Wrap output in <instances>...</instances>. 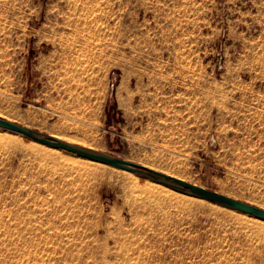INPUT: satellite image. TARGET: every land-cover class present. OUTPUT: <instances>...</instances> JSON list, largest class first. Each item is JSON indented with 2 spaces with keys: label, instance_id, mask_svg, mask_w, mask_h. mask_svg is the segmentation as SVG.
I'll list each match as a JSON object with an SVG mask.
<instances>
[{
  "label": "rangeland",
  "instance_id": "374dc122",
  "mask_svg": "<svg viewBox=\"0 0 264 264\" xmlns=\"http://www.w3.org/2000/svg\"><path fill=\"white\" fill-rule=\"evenodd\" d=\"M73 4L0 0V117L264 208V0ZM3 133L0 264H264L253 216Z\"/></svg>",
  "mask_w": 264,
  "mask_h": 264
},
{
  "label": "water",
  "instance_id": "95a60500",
  "mask_svg": "<svg viewBox=\"0 0 264 264\" xmlns=\"http://www.w3.org/2000/svg\"><path fill=\"white\" fill-rule=\"evenodd\" d=\"M0 128L22 134L34 141L50 147L66 150L90 160L102 162L118 169L130 171L137 176L161 183L181 193L202 198L220 206L240 211L250 216L264 220L263 207L248 203L216 190L191 183L182 178L170 175L154 168L129 161L112 153L73 143L58 138L52 134L39 131L37 129L10 121L2 117H0Z\"/></svg>",
  "mask_w": 264,
  "mask_h": 264
},
{
  "label": "bare ground",
  "instance_id": "6f19581e",
  "mask_svg": "<svg viewBox=\"0 0 264 264\" xmlns=\"http://www.w3.org/2000/svg\"><path fill=\"white\" fill-rule=\"evenodd\" d=\"M85 7L84 4H83V0H74V4L73 6L71 7V12H70V20H74L76 21L75 19H80L81 16L83 17L84 15V11L86 12L85 10ZM86 14V13H85ZM73 16V17H72ZM85 16V15H84ZM69 18V17H68ZM83 19V18H82ZM81 19V20H82ZM71 20V21H72ZM80 21V20H79ZM73 23V22H72ZM75 24V23H74ZM80 24V23H78ZM77 27L78 25L75 24ZM74 25V26H75ZM73 26V25H72ZM75 26V28H76ZM54 136L58 137V138H61V139H64V140H67L61 136H58V135H55ZM2 139H6V140H10L11 138H13V135L12 134H9V133H3L2 136H0ZM67 141H70V142H73L71 140H67ZM74 143V142H73ZM78 144V143H77ZM85 146V145H84ZM92 148V147H91ZM44 152L48 155H56L57 153H61L62 149H58V148H55V147H47V148H43ZM58 155V154H57ZM85 159L87 158H84V157H81L76 159V162H84ZM90 160V159H88ZM91 161H94V160H91ZM95 163H98V164H104L102 162H98V161H94ZM123 171H126L127 173H129L130 175H135L134 173L130 172V171H127V170H123ZM160 171V170H159ZM170 175H173V176H176L174 174H170ZM184 179V178H183ZM146 185V189H148L149 191H151L153 194L155 195H161V194H164V195H167L171 198H180L181 201H188V200H192V198H198V197H195V196H192V195H188V194H185V193H181L179 191H176L166 185H163L161 183H158V182H155V181H152V180H148V182L145 184ZM192 197V198H190ZM202 199V198H200ZM236 213V212H235ZM239 213H241L239 211ZM243 213V212H242ZM254 219H256L255 221L256 222H259L261 224L264 225V220L262 219H259V218H256L254 217Z\"/></svg>",
  "mask_w": 264,
  "mask_h": 264
}]
</instances>
